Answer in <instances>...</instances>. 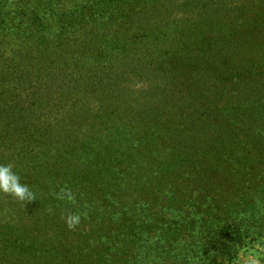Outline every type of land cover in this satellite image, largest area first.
Wrapping results in <instances>:
<instances>
[{
  "label": "rangeland",
  "instance_id": "rangeland-1",
  "mask_svg": "<svg viewBox=\"0 0 264 264\" xmlns=\"http://www.w3.org/2000/svg\"><path fill=\"white\" fill-rule=\"evenodd\" d=\"M259 15L264 0H0V164H11L34 195L20 201L0 192V264H67L65 254L77 252L95 227L72 195L79 190L75 171L83 167L86 182L97 165L77 162L79 144L106 142L111 165L154 167L117 155L153 136L156 125L201 120L217 98L245 104L262 97L264 36L241 27ZM181 135L172 136L176 144L199 147ZM246 146L235 153L240 162L211 166L191 184L177 180L197 197L218 196L231 214L253 211L255 226L234 256L208 248L211 228L189 223L184 195L160 201L173 216L142 230L137 244L130 239L125 256L136 264H249L252 254L264 264V141L251 161ZM69 215L80 216L71 228ZM32 238L45 247H29Z\"/></svg>",
  "mask_w": 264,
  "mask_h": 264
},
{
  "label": "trees",
  "instance_id": "trees-1",
  "mask_svg": "<svg viewBox=\"0 0 264 264\" xmlns=\"http://www.w3.org/2000/svg\"><path fill=\"white\" fill-rule=\"evenodd\" d=\"M112 1L118 4L123 0ZM258 17L259 19L252 22L253 24L247 23L241 27L243 30L254 29L255 34L264 36V15ZM226 40L228 43L229 39ZM233 99V97L224 100L217 98L209 106L207 116L199 121L196 120L188 127L177 129L171 127L167 130L161 125H156L157 131L152 133L153 136L138 137L137 141L135 140L136 145L124 151L122 156L117 155V158H126L127 161L137 159V164L143 159L146 160L145 163L148 161V164L155 162L154 167L145 168L141 165V167L130 169L127 166L111 165L103 156L109 155L106 142L87 141L79 144V149L76 151V155L79 154L77 162L88 160L97 165L94 166L95 170L92 173L87 174L93 179L86 182L82 177L85 169L81 167L75 171L78 179L75 183L78 184L79 190L72 195L75 199H79L81 211H89L96 223L95 227L94 225L92 227L93 230L91 229L88 236H85L86 238L79 244L77 252L65 254L67 264H119L120 261L121 264H136V257L125 256L126 243L133 239L132 241L137 244L142 230L165 225L162 220L173 216L174 210L171 206L160 209L159 203L163 202L165 197L175 195H184L190 204L188 211L184 213L190 224L196 222L201 223V227H206V230H208L207 227L211 228L207 234L208 248L216 255L231 256L232 254L234 256L236 253L234 245L242 244L245 238L249 237L251 227L255 226L253 211H250L246 217L242 214L241 217L238 214H231L230 204L223 202L218 196L212 198L211 195H199L197 197L195 195L197 193L188 189L189 184L185 185L184 181L182 185L177 181L185 178L187 183L191 184L195 180L200 181L206 178L207 170L211 166L234 160L240 162L238 159L243 160L241 154L237 156L235 153L245 147V144L252 148L250 161L253 160L252 154L262 148L264 95L245 104L244 100L238 97H235L236 101ZM166 131L167 136L162 137L160 133ZM174 134H182L181 136L187 134L189 141L194 142V139H197L200 145L204 144L208 146V149L204 148L200 151L198 150L200 145L192 147L188 145L190 142L186 143L185 139L180 144H176L172 139ZM251 143L253 144L250 147ZM159 145L162 147L160 152L152 155L153 149ZM87 154L95 156L89 158L86 157ZM190 168L189 177L185 174ZM84 183L87 184L84 185ZM182 186L187 187L182 188ZM84 191H88L87 196ZM212 192L215 196L216 191ZM126 195H129V200L123 201ZM60 201L65 207L69 206L70 200L67 196H63ZM155 202L156 205H154ZM155 220L162 222L157 224ZM28 241L30 242L28 246L31 248L45 247L37 238ZM47 247L57 249L52 245ZM139 262L143 263L141 259Z\"/></svg>",
  "mask_w": 264,
  "mask_h": 264
},
{
  "label": "clouds",
  "instance_id": "clouds-1",
  "mask_svg": "<svg viewBox=\"0 0 264 264\" xmlns=\"http://www.w3.org/2000/svg\"><path fill=\"white\" fill-rule=\"evenodd\" d=\"M20 179L21 178L12 171L11 164H0V192L11 194L20 201H33V193L30 192L28 185L20 182ZM65 194L71 199L70 193ZM79 221V215H69L67 218V223L70 228L77 225ZM249 264H256V261L252 259V254L249 256Z\"/></svg>",
  "mask_w": 264,
  "mask_h": 264
}]
</instances>
